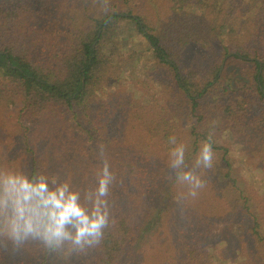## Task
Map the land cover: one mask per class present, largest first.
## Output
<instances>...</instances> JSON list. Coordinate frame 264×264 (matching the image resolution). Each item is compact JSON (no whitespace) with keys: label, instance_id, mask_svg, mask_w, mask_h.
Wrapping results in <instances>:
<instances>
[{"label":"trees","instance_id":"1","mask_svg":"<svg viewBox=\"0 0 264 264\" xmlns=\"http://www.w3.org/2000/svg\"><path fill=\"white\" fill-rule=\"evenodd\" d=\"M97 1L0 0V135L12 141L18 133L21 171L67 180L83 194L95 187L103 145L115 175L110 227L98 247L63 257L34 244L9 247L0 264H212L217 250V263L264 264V197L233 177L221 142L227 131L238 135L264 165V0H121L107 13ZM241 4L255 14L245 20ZM166 16L172 42L161 29ZM133 33L142 43L132 53ZM190 46L211 54L194 52L181 70ZM123 53L152 59L147 76L168 87L162 104L124 93L102 100L101 80L120 81L109 70ZM230 66H242V79L221 70ZM9 110L17 125L10 132L2 127ZM210 133L213 167L196 169L205 186L177 202L188 189L169 167V137L186 146L192 168ZM0 141V167L10 168L15 155L7 137Z\"/></svg>","mask_w":264,"mask_h":264},{"label":"clouds","instance_id":"2","mask_svg":"<svg viewBox=\"0 0 264 264\" xmlns=\"http://www.w3.org/2000/svg\"><path fill=\"white\" fill-rule=\"evenodd\" d=\"M103 10L109 11V0H102ZM169 167L176 180L187 186V194L177 198H196L205 186L196 169L213 167L212 134L200 142L193 167L186 164V146L175 136L168 140ZM101 166L95 173V187L73 189L70 182L50 178L44 173L32 176L23 171L0 167V249L13 251L27 245H37L49 254L71 256L98 247L105 229L110 227L108 197L115 175L99 145ZM114 223V221H112Z\"/></svg>","mask_w":264,"mask_h":264},{"label":"rangeland","instance_id":"3","mask_svg":"<svg viewBox=\"0 0 264 264\" xmlns=\"http://www.w3.org/2000/svg\"><path fill=\"white\" fill-rule=\"evenodd\" d=\"M114 1H118V3L121 0H109V4H114ZM242 2H246L243 0ZM97 5V9L101 11L103 9L102 0H98L95 2ZM246 5V4H245ZM92 7L88 10V12H92ZM241 4L239 6V12L245 13V20L248 19V17L255 14V11H249L247 12V7H244ZM148 8V7H146ZM243 9V10H242ZM97 10V11H98ZM149 12H156L154 11L153 7H149ZM189 14L193 15L195 13L200 12L199 8H195L192 10H188ZM155 14H151L150 17H155ZM162 33L168 36V39L170 42L175 40V27L174 22L171 16L163 17L162 21ZM131 44L133 47L129 48L127 52L131 51L138 52V49L141 47L142 39L133 33L131 36ZM130 44V45H131ZM248 44V43H247ZM261 43L257 47H260ZM193 49L190 48L188 51H184L181 53L180 59L178 60V64L181 68V70H188V66L191 63V56L194 52H196L200 59H207L208 56H210V52L206 49H203L201 47H195L192 46ZM140 51V50H139ZM143 63L139 62L137 59L131 58L128 53H123L122 57L116 58V60L113 63V68H111L110 77H114V73L118 71L117 77L120 79L119 82H114L111 87H107L106 82L107 80L103 78L101 81H103V93L105 96H102V100L105 99L106 95L110 94H116V93H124L126 95L131 94L135 99L143 102L144 104H148L152 101H157L158 103L162 104L163 101L167 98L168 95V87L162 86L154 83L148 76L147 72L150 70L152 66V59H150L149 56H145V58L142 60ZM221 70H228L227 75L228 76H238L239 79H242V73L239 70H242V66H230L226 69L221 67ZM248 70V69H246ZM226 75V77H227ZM160 82L163 85H166V80L162 79ZM5 116L2 117L4 123H2V127L6 126L7 130L10 132V129L12 130V127L15 128L16 122H15V112L12 111H4ZM13 128V129H14ZM18 133L13 130L12 137L10 138L8 135H0L1 139L7 137L8 142H10L9 145H11L10 153H13L15 155L13 161L10 164V168L21 171L20 162L21 157L18 155L19 153V147L18 145H13L12 143L18 142ZM221 142L222 145L226 146L229 149V158L233 167L232 175L234 178L238 180V182L242 185L243 188H245L248 192H255L257 196H259V199L264 197V165H259L257 162H254L247 154L246 150H244L241 139L238 135H235L231 132H225L222 134ZM21 141V139H20ZM1 144V141H0ZM9 148H7L8 150ZM6 150V151H7ZM223 227L229 228L230 223H226ZM219 250L215 251V259L212 261V264H225L224 262H218L217 260H220V253ZM228 249L226 250V252ZM244 257V256H243ZM237 264H244L243 260H239Z\"/></svg>","mask_w":264,"mask_h":264}]
</instances>
